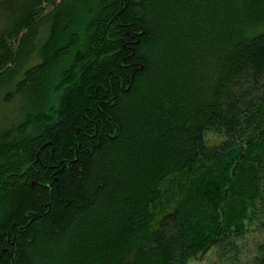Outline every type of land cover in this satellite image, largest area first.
<instances>
[{
  "label": "trees",
  "instance_id": "1",
  "mask_svg": "<svg viewBox=\"0 0 264 264\" xmlns=\"http://www.w3.org/2000/svg\"><path fill=\"white\" fill-rule=\"evenodd\" d=\"M3 84L0 264H264L244 0H0Z\"/></svg>",
  "mask_w": 264,
  "mask_h": 264
},
{
  "label": "rangeland",
  "instance_id": "2",
  "mask_svg": "<svg viewBox=\"0 0 264 264\" xmlns=\"http://www.w3.org/2000/svg\"><path fill=\"white\" fill-rule=\"evenodd\" d=\"M263 0H244V9L246 14L251 18V20H259L264 16V10L262 8ZM41 36V37H40ZM36 42V52L40 45L44 42V36L41 33ZM13 89V84L11 86H6L3 84L0 86V130L4 129L11 123L13 117L17 114L18 109L22 105L21 101H16L11 99V101H5V96L7 92H10ZM211 254H208L204 260H200L199 262H195L192 264H208V262L212 259Z\"/></svg>",
  "mask_w": 264,
  "mask_h": 264
}]
</instances>
